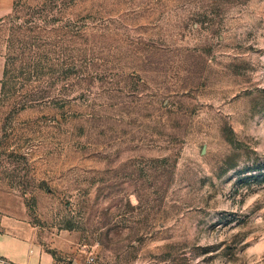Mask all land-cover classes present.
Here are the masks:
<instances>
[{
  "label": "rangeland",
  "instance_id": "1",
  "mask_svg": "<svg viewBox=\"0 0 264 264\" xmlns=\"http://www.w3.org/2000/svg\"><path fill=\"white\" fill-rule=\"evenodd\" d=\"M0 55V190L56 264H264V0H16Z\"/></svg>",
  "mask_w": 264,
  "mask_h": 264
},
{
  "label": "crops",
  "instance_id": "2",
  "mask_svg": "<svg viewBox=\"0 0 264 264\" xmlns=\"http://www.w3.org/2000/svg\"><path fill=\"white\" fill-rule=\"evenodd\" d=\"M16 0H0V19L10 16ZM6 59L0 55V105L6 80ZM23 198L0 190V264H56L36 242Z\"/></svg>",
  "mask_w": 264,
  "mask_h": 264
},
{
  "label": "trees",
  "instance_id": "3",
  "mask_svg": "<svg viewBox=\"0 0 264 264\" xmlns=\"http://www.w3.org/2000/svg\"><path fill=\"white\" fill-rule=\"evenodd\" d=\"M6 76H7V71H6ZM4 85H5V82H4ZM3 92H4V89H3ZM254 169L256 170H261L263 169L264 170V165H260V166H255ZM259 176V175H258ZM261 176H264V174H261Z\"/></svg>",
  "mask_w": 264,
  "mask_h": 264
}]
</instances>
